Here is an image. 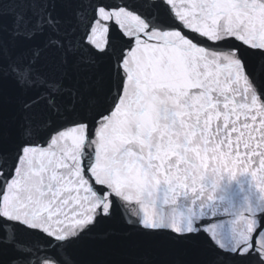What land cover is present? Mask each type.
<instances>
[{"label": "snow or ice", "instance_id": "snow-or-ice-1", "mask_svg": "<svg viewBox=\"0 0 264 264\" xmlns=\"http://www.w3.org/2000/svg\"><path fill=\"white\" fill-rule=\"evenodd\" d=\"M0 264H264V0H0Z\"/></svg>", "mask_w": 264, "mask_h": 264}]
</instances>
